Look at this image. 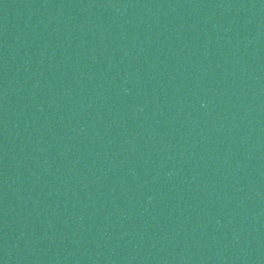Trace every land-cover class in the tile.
I'll return each mask as SVG.
<instances>
[{
  "label": "water",
  "instance_id": "95a60500",
  "mask_svg": "<svg viewBox=\"0 0 264 264\" xmlns=\"http://www.w3.org/2000/svg\"><path fill=\"white\" fill-rule=\"evenodd\" d=\"M0 264H264V0H0Z\"/></svg>",
  "mask_w": 264,
  "mask_h": 264
}]
</instances>
